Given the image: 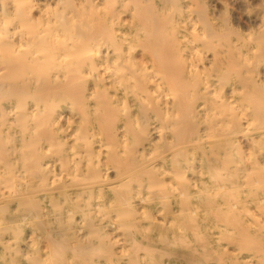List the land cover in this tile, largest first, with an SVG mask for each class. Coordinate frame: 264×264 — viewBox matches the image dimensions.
<instances>
[{"label":"bare ground","instance_id":"6f19581e","mask_svg":"<svg viewBox=\"0 0 264 264\" xmlns=\"http://www.w3.org/2000/svg\"><path fill=\"white\" fill-rule=\"evenodd\" d=\"M0 264H264V0H0Z\"/></svg>","mask_w":264,"mask_h":264},{"label":"rangeland","instance_id":"374dc122","mask_svg":"<svg viewBox=\"0 0 264 264\" xmlns=\"http://www.w3.org/2000/svg\"><path fill=\"white\" fill-rule=\"evenodd\" d=\"M240 140L242 141V143L244 145V149H243L244 150V153H246V155H247L246 157H248L250 155V153L252 152L251 147L248 144V141L246 140V138H241ZM240 153H242V152H240ZM238 155H239V151H238ZM165 261L168 262L167 259Z\"/></svg>","mask_w":264,"mask_h":264}]
</instances>
